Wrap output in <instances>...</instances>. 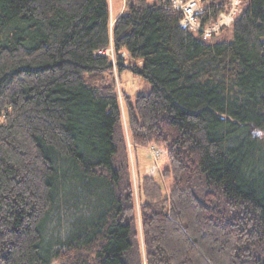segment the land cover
Segmentation results:
<instances>
[{
	"label": "trees",
	"instance_id": "obj_1",
	"mask_svg": "<svg viewBox=\"0 0 264 264\" xmlns=\"http://www.w3.org/2000/svg\"><path fill=\"white\" fill-rule=\"evenodd\" d=\"M241 4L207 43L168 0H0V264H264V0Z\"/></svg>",
	"mask_w": 264,
	"mask_h": 264
},
{
	"label": "rangeland",
	"instance_id": "obj_2",
	"mask_svg": "<svg viewBox=\"0 0 264 264\" xmlns=\"http://www.w3.org/2000/svg\"><path fill=\"white\" fill-rule=\"evenodd\" d=\"M121 0H119L120 2ZM241 10L242 4H241ZM203 11V9H202ZM113 16L116 17V7L113 5ZM230 26H221L220 31L209 40V43H215L231 39L234 22ZM118 91H124L132 99L138 95H147L151 91L150 83L143 79L138 78L126 72L122 75ZM119 84V83H118ZM125 122V121H124ZM124 124V123H123ZM158 157L154 158L148 149L136 147L130 156L131 167L134 174L137 172L140 176H150L157 183L160 184L163 195L168 196L172 188V177H166L165 171L169 169V157L165 149H158ZM134 188L137 190V182L134 183Z\"/></svg>",
	"mask_w": 264,
	"mask_h": 264
},
{
	"label": "built area",
	"instance_id": "obj_3",
	"mask_svg": "<svg viewBox=\"0 0 264 264\" xmlns=\"http://www.w3.org/2000/svg\"><path fill=\"white\" fill-rule=\"evenodd\" d=\"M172 9L182 13L181 27L194 34H199L204 41L211 40L220 31L221 26L232 25L235 18L241 13L240 0H226L228 13L220 15L214 24L204 26L199 16L203 13L202 3L205 0H168ZM101 54L113 57V50L102 51ZM152 156L157 158L159 153L155 148L150 150Z\"/></svg>",
	"mask_w": 264,
	"mask_h": 264
}]
</instances>
